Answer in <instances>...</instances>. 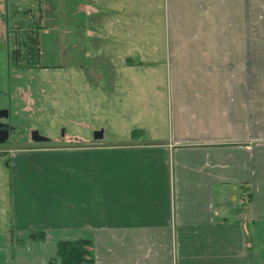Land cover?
Wrapping results in <instances>:
<instances>
[{
  "label": "crops",
  "instance_id": "0c3cea01",
  "mask_svg": "<svg viewBox=\"0 0 264 264\" xmlns=\"http://www.w3.org/2000/svg\"><path fill=\"white\" fill-rule=\"evenodd\" d=\"M146 3L58 0L60 69L104 73L134 111L131 73L163 68V99L127 143L10 153L0 264H59L73 240L94 264H264V0H157L156 62Z\"/></svg>",
  "mask_w": 264,
  "mask_h": 264
},
{
  "label": "rangeland",
  "instance_id": "374dc122",
  "mask_svg": "<svg viewBox=\"0 0 264 264\" xmlns=\"http://www.w3.org/2000/svg\"><path fill=\"white\" fill-rule=\"evenodd\" d=\"M139 11L140 19L144 16L146 21L145 50H152L146 60L159 61L165 51L159 41L164 35L163 10L159 9L157 0H147L145 10L140 8ZM57 25L58 0H0V111H7L6 117H0V129L8 132V139L0 145V181L3 183L7 180L4 164L10 163L12 151L69 149L98 142L127 143L132 138L137 139L139 134L133 130L138 123L147 120L145 106L163 99L156 93L161 87L158 84L164 83L163 68L140 76L131 73L128 92L134 111L129 106L123 110L122 100L127 95L121 88L113 95L108 94L104 73L96 76L90 75L89 69L86 73L60 69ZM29 33L37 34L39 62L35 67H26L20 58L16 62L12 58V52L18 48L17 41ZM96 42L95 45L104 49V44ZM93 81L97 83H90ZM153 84H157L155 90ZM152 127L159 137L163 136L166 127L163 109L154 114ZM34 130L49 142L32 141ZM96 131H102V138L97 141L94 140ZM142 140L146 141V137ZM2 182L0 221L9 210V195Z\"/></svg>",
  "mask_w": 264,
  "mask_h": 264
},
{
  "label": "trees",
  "instance_id": "16d2710c",
  "mask_svg": "<svg viewBox=\"0 0 264 264\" xmlns=\"http://www.w3.org/2000/svg\"><path fill=\"white\" fill-rule=\"evenodd\" d=\"M36 35L29 33V36L17 41L18 48L12 52L14 61L20 58L25 62L26 67H35L38 65L39 52ZM30 236L32 237L35 235L30 233ZM89 247H91V243L84 240L58 242L57 257L59 259V264H94L91 251L88 250Z\"/></svg>",
  "mask_w": 264,
  "mask_h": 264
},
{
  "label": "water",
  "instance_id": "95a60500",
  "mask_svg": "<svg viewBox=\"0 0 264 264\" xmlns=\"http://www.w3.org/2000/svg\"><path fill=\"white\" fill-rule=\"evenodd\" d=\"M7 115V111H0V117ZM102 138V131H96L94 134V140H100ZM8 139V132L5 130H0V144H3ZM31 139L36 143H46L49 142V139L43 137L39 134L38 131L31 132Z\"/></svg>",
  "mask_w": 264,
  "mask_h": 264
},
{
  "label": "flooded vegetation",
  "instance_id": "af4514ba",
  "mask_svg": "<svg viewBox=\"0 0 264 264\" xmlns=\"http://www.w3.org/2000/svg\"><path fill=\"white\" fill-rule=\"evenodd\" d=\"M0 130H3V129H0ZM1 145V144H0Z\"/></svg>",
  "mask_w": 264,
  "mask_h": 264
}]
</instances>
